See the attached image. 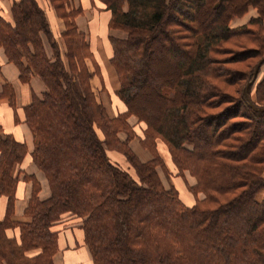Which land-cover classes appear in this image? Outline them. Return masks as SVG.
<instances>
[{
  "label": "trees",
  "instance_id": "obj_1",
  "mask_svg": "<svg viewBox=\"0 0 264 264\" xmlns=\"http://www.w3.org/2000/svg\"><path fill=\"white\" fill-rule=\"evenodd\" d=\"M51 1L65 19V48L37 0H12L13 20L0 17V47L19 67L21 81L38 75L47 86L24 114L33 136L31 159L50 190L41 198L40 182L25 174L32 193L23 216L15 215L29 153L0 125V198L6 200L0 264H55L57 225L69 219L80 223L94 264H264V110L249 103L264 107V76L247 95L242 85L233 87L254 70L238 62L264 57L259 46L247 45L264 44V33L255 31L256 25L264 30V0H186L185 6L179 0H95L110 11L109 27L126 33L108 37L118 81L114 94L125 106L115 116L92 86L99 66L75 22L81 9L68 0ZM250 6L258 15L230 26ZM156 49H166L179 69L169 83L157 67L142 68ZM153 79L161 83V113L138 100ZM0 86V96L15 106L11 84ZM131 115L137 118L133 125ZM120 131L128 137L120 139ZM135 135L150 150L149 160L128 145ZM160 143L177 175L187 170L195 177L190 190L203 196L191 205L176 186L164 184L158 167L166 176L171 172ZM110 149L127 165L113 161ZM140 197L147 211L133 213ZM235 209L245 215L232 226Z\"/></svg>",
  "mask_w": 264,
  "mask_h": 264
},
{
  "label": "crops",
  "instance_id": "obj_2",
  "mask_svg": "<svg viewBox=\"0 0 264 264\" xmlns=\"http://www.w3.org/2000/svg\"><path fill=\"white\" fill-rule=\"evenodd\" d=\"M37 1L45 10L50 26L54 29L55 25L53 22H57L58 18L60 20L62 19L60 17L57 18L55 15L56 10L50 0ZM11 6L12 0H0V17L12 21ZM69 6L73 8L79 7L81 9V12L75 16V22L78 28L86 33L94 56L101 64L102 72L99 76L94 74L91 80L94 90L96 88L99 92L106 93L108 99L113 103H116L118 100L120 101L114 94V91L118 87V81L115 71L109 62L111 47L108 37L110 35L124 37L126 33L120 29L109 27L110 11L99 8L100 5L95 3V0H69ZM52 14L56 17L55 21L51 20L54 18ZM257 15V8L250 6L245 13L232 18L231 25L238 26L245 24L250 18ZM101 49L102 53H100ZM104 52H106V54H104ZM95 76L98 77L97 83L95 82ZM3 81L9 82L12 86L15 106L11 105L6 96H0V125L4 132L10 133L18 141L25 142L29 153L33 149V136L29 126L25 122L24 106L32 100L34 95L40 96L42 92L46 90L47 86L38 75L31 76L28 82L21 81L19 67L15 62L7 58L4 49L0 47V85ZM114 95L115 98L113 97ZM121 106L122 107L118 108L119 105L117 107L115 104L116 109L123 110L125 108L124 104L122 103ZM115 112H117V110ZM115 112L113 114L109 113V115L114 116ZM125 138L126 137H124V139ZM131 147L143 161L149 160L152 157L148 149L147 151L145 149V152L142 150L143 147L140 143L139 145H131ZM22 168L23 172H21L19 176L20 181L17 188V198L14 204V213L20 217L24 214V209L28 204L33 185L31 180L24 178L25 174L34 175L40 182L41 189L39 194L41 198H47L50 195L47 179L44 173L31 159L30 153L26 157ZM3 202V199L0 198V203ZM79 224L78 221L76 222V220L69 219L66 220L64 224L61 223L57 225L60 231L59 250L54 255L55 264H94L90 250L83 242L82 230Z\"/></svg>",
  "mask_w": 264,
  "mask_h": 264
},
{
  "label": "rangeland",
  "instance_id": "obj_3",
  "mask_svg": "<svg viewBox=\"0 0 264 264\" xmlns=\"http://www.w3.org/2000/svg\"><path fill=\"white\" fill-rule=\"evenodd\" d=\"M51 2H52L51 3L52 5L55 4L54 1H51ZM68 3H69V0H68ZM179 3L185 6L186 0H179ZM52 15L54 16V18L51 19L53 21H55V19H56L55 15L57 16V18L60 17L62 19V20H60L58 18L57 19V22H53L54 25H55V27H54V29H52V31H53V34L56 37V39H58V41L61 43V47L62 48H65L64 41H63V37H62V33L65 30V28H66L65 19L62 18L57 11H55V15L54 14H52ZM236 16H240V15H235L232 18H234ZM207 18H211V15H208ZM232 18L230 19L229 23H230V26L235 27V26L231 25ZM208 21H209V19H207L205 23L208 24L207 23ZM238 26H240V25H238ZM255 27H256L255 28V31L264 33V30L261 29V28H258V25H256ZM45 43H46L47 51L49 52V54H51L50 45L47 42V40H45ZM228 44L231 45V42L228 43ZM247 45H250V46H259L260 47V51L262 50L261 52L264 53V44L263 43H260L258 41H254V42L250 41ZM236 48H238V47L236 46ZM100 53H102V49H101ZM104 54H106V52H104ZM178 56H180L179 59H182V56H181L180 53L178 54ZM260 60H261V58L259 56H253V57L248 58L247 60L238 62L236 64L241 69L249 70V67H254V70H253V73L251 75V78L247 82L246 81L245 82L242 81L240 84H238L236 86L234 85L233 87L235 89H238V87H240V85H242L244 92H245V89L247 87V94H248L249 87H251V86L254 87L255 83L258 82V81H260L262 79V77L264 76V60L261 62L260 66L258 68V71H257L256 76H254V71H255V68H256V64H258ZM97 63H98V66H99V67H97V69L99 68V72L96 75L99 76V74L102 72L101 71V64L98 61H97ZM144 63H145L146 66L143 65L142 68L146 67L148 69L149 66L152 65L153 67H157L158 69H160L162 71L161 74L164 75V81L167 82V83L173 81L175 79V77L178 75V72H179V69L177 68L176 63L171 60L170 54H169V52H167L166 49L151 50L149 62L147 60V62L144 61ZM97 81H98V77L95 76V82L97 83ZM249 82H250V84L248 85ZM159 85H161V83L159 81H156V80L153 79V81L151 82V85L148 88L143 89V92L139 96V99L138 100L140 102H142V104H144L145 106H147L146 108H154L155 109L156 107H158V109H159L158 111H160V113H161L162 112L161 111V108L163 106L160 108V106L158 105V103H159L158 101H160V97H159V95L157 93V91H158L157 88L159 87ZM230 91L233 92V93H236L235 90H233V89H230ZM252 91H253V88H252ZM245 94H246V92H245ZM99 96H100V98L102 96L101 101L105 105L108 114L109 113L110 114H113L116 110H117V112L118 111H121V109H118V108L122 107L121 106L122 105V101L121 100H120L121 102L118 100L116 103L115 102L113 103V102H111L108 99L106 93L99 92ZM113 97L115 98V95ZM115 104L117 105V107L119 105V107L117 109L115 107ZM117 112H115L114 116L117 114ZM127 121L130 124L133 125V124L136 123L137 118H136V116L131 115V116H129L127 118ZM203 132H206V131L204 130ZM118 136H119L120 139L124 140V137L127 138L128 137V134L125 131H120V132H118ZM129 142L131 143L132 146L135 145V144L136 145H139V143H140L141 146L143 147L142 150L144 152H145V149H146V151L148 149L145 145H143V143H141V140L139 139V137L137 135L130 137L129 140H128V145L135 152V150L131 147V145H130ZM158 147H159L160 155H161L163 161L165 162V164H167V168L171 172L170 175L166 176L165 173L162 171L161 167H158L160 176H161L164 184L166 186H168V184H172V185L176 186V188H177V190H178V192H179L182 200H184V202H186L189 205H191L192 203H194L195 197L196 198H199V197H202L203 196V193L202 192L194 193V192H191V190H190V185H194L196 183L195 177L192 176L187 170H185L183 173L177 175L176 174V169H175V167L173 166V164L170 161L169 153L167 151L166 146L163 143H160ZM108 154H109V157L113 161L119 160V162L121 163V165H124V166L127 165L126 160L122 157V155H120L118 153L117 150L110 149L108 151ZM135 154L138 156L137 152H135ZM2 199H3L4 202L3 203H0V214H3L4 213V210H5L4 207H5V201L6 200H5V198H2ZM145 200H146L145 197H140V198L137 199V201H136V203L134 205L135 206V210H133V213L135 211V213H137V214L138 213L139 214H142L143 212H146L147 211V209L145 208V205H144ZM235 214L236 215H234V217L232 218V222H233V223L231 222L232 223V226H234L236 223H240V221L243 218L242 215L243 216L245 215V213H243L239 209H235ZM133 226L136 227V223L133 224Z\"/></svg>",
  "mask_w": 264,
  "mask_h": 264
},
{
  "label": "water",
  "instance_id": "obj_4",
  "mask_svg": "<svg viewBox=\"0 0 264 264\" xmlns=\"http://www.w3.org/2000/svg\"><path fill=\"white\" fill-rule=\"evenodd\" d=\"M263 60H264V58L261 59V60L259 61V63L256 65V68H255V71H254V76H256L257 71H258V68H259V66H260V64H261V62H262ZM249 84H250V82L248 83V85H249ZM245 92H246V95H247V87H246V89H245ZM249 103H250L254 108H256V109H258V110H261V111L264 110V107H255L250 99H249Z\"/></svg>",
  "mask_w": 264,
  "mask_h": 264
}]
</instances>
